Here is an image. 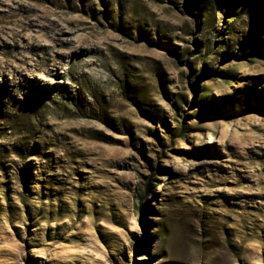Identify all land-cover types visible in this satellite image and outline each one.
<instances>
[{
	"label": "rangeland",
	"instance_id": "rangeland-1",
	"mask_svg": "<svg viewBox=\"0 0 264 264\" xmlns=\"http://www.w3.org/2000/svg\"><path fill=\"white\" fill-rule=\"evenodd\" d=\"M4 47L58 56L0 80V264H264V0H4Z\"/></svg>",
	"mask_w": 264,
	"mask_h": 264
},
{
	"label": "bare ground",
	"instance_id": "bare-ground-1",
	"mask_svg": "<svg viewBox=\"0 0 264 264\" xmlns=\"http://www.w3.org/2000/svg\"><path fill=\"white\" fill-rule=\"evenodd\" d=\"M4 3V0H0V6ZM6 35L13 41L21 40L23 38L20 33H18L13 27H9L5 31ZM39 47L37 46V49ZM12 50L9 47H4L0 49V80L9 86L10 90L5 88V94H14L18 92L20 88L25 89L28 83L29 86L36 90H42L41 80H39V75L36 72L44 71L48 74L47 69L50 64L55 63L50 60L52 57H57L58 55H51L50 53H44L41 51L42 56H38L37 62H32V56L30 51H23L20 53V59H17V65L12 59ZM38 52V54H40ZM48 57V58H47ZM44 76V75H43ZM40 84V85H39ZM31 87L30 90L31 91Z\"/></svg>",
	"mask_w": 264,
	"mask_h": 264
},
{
	"label": "trees",
	"instance_id": "trees-1",
	"mask_svg": "<svg viewBox=\"0 0 264 264\" xmlns=\"http://www.w3.org/2000/svg\"><path fill=\"white\" fill-rule=\"evenodd\" d=\"M140 211H141V212H143V209H142V208H140Z\"/></svg>",
	"mask_w": 264,
	"mask_h": 264
}]
</instances>
